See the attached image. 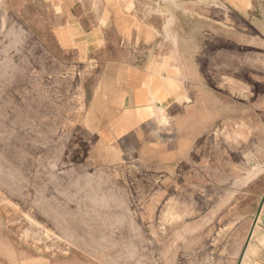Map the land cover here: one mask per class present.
Listing matches in <instances>:
<instances>
[{
  "label": "rangeland",
  "instance_id": "374dc122",
  "mask_svg": "<svg viewBox=\"0 0 264 264\" xmlns=\"http://www.w3.org/2000/svg\"><path fill=\"white\" fill-rule=\"evenodd\" d=\"M44 12L37 0L25 9L0 0V264H233V229L220 238L210 229L203 244L201 228H187L184 213L146 211L139 192H195L200 202V192L215 187L207 173L223 175L226 192L263 189L264 36L253 43L256 53L232 20L208 28L185 22L178 44L208 49L195 54L208 62L206 85L230 110L240 105L252 131L211 130L166 178L112 163L76 125L81 78L59 68L41 37ZM242 200L243 209L254 207ZM242 215L244 222L249 212Z\"/></svg>",
  "mask_w": 264,
  "mask_h": 264
},
{
  "label": "crops",
  "instance_id": "0c3cea01",
  "mask_svg": "<svg viewBox=\"0 0 264 264\" xmlns=\"http://www.w3.org/2000/svg\"><path fill=\"white\" fill-rule=\"evenodd\" d=\"M5 1L25 9L34 0ZM37 1L45 10L41 37L58 54L59 68L81 78L84 104L76 125L96 137L112 163L171 178L199 142H208L211 130L252 131L240 105L230 110L225 96L206 85L208 62L195 54L208 49L179 45L177 38L187 35L188 21L208 28L211 21L232 20L239 38L248 31L251 52L257 53L253 43L264 36V0ZM204 180L215 187L200 192V202L195 192H139L140 205L146 211L184 213L187 228H201L203 244L210 229L220 238L228 226L234 239L239 237L233 264H264V187L226 192L220 173H207ZM243 197L254 206L249 211ZM243 212H249L244 222Z\"/></svg>",
  "mask_w": 264,
  "mask_h": 264
}]
</instances>
